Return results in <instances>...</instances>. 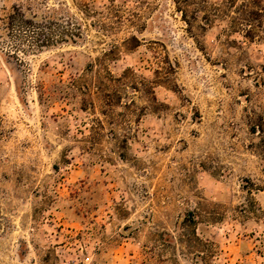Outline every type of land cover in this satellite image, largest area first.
<instances>
[{
  "label": "rangeland",
  "instance_id": "374dc122",
  "mask_svg": "<svg viewBox=\"0 0 264 264\" xmlns=\"http://www.w3.org/2000/svg\"><path fill=\"white\" fill-rule=\"evenodd\" d=\"M114 2L75 43L0 26V264H264V0Z\"/></svg>",
  "mask_w": 264,
  "mask_h": 264
},
{
  "label": "trees",
  "instance_id": "16d2710c",
  "mask_svg": "<svg viewBox=\"0 0 264 264\" xmlns=\"http://www.w3.org/2000/svg\"><path fill=\"white\" fill-rule=\"evenodd\" d=\"M74 8L45 5L34 9L31 2L26 6L21 3L12 5L6 11L3 8V14H0L1 34L10 47L26 43L28 47L40 50L61 43L78 42L86 36L90 27L102 35L114 33L127 19L122 13L126 7L114 0L100 9L89 2H78ZM214 9L221 11L218 5ZM129 40L138 41L135 36Z\"/></svg>",
  "mask_w": 264,
  "mask_h": 264
}]
</instances>
